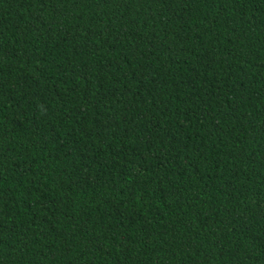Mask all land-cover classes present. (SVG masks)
<instances>
[{
    "label": "trees",
    "instance_id": "1",
    "mask_svg": "<svg viewBox=\"0 0 264 264\" xmlns=\"http://www.w3.org/2000/svg\"><path fill=\"white\" fill-rule=\"evenodd\" d=\"M0 264H264V0H0Z\"/></svg>",
    "mask_w": 264,
    "mask_h": 264
}]
</instances>
